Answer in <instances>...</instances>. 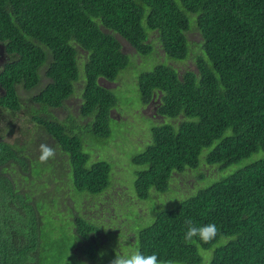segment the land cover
I'll return each instance as SVG.
<instances>
[{
    "label": "trees",
    "instance_id": "obj_1",
    "mask_svg": "<svg viewBox=\"0 0 264 264\" xmlns=\"http://www.w3.org/2000/svg\"><path fill=\"white\" fill-rule=\"evenodd\" d=\"M117 36L142 56L159 49L170 60L137 76L142 104L153 100L155 115L177 120L152 126L151 142L132 156L140 166L137 198L166 192L173 172L198 167L202 149L213 143L207 164L224 170L247 160L175 206L156 209L133 233L136 250L179 264H201V250L209 251L208 264H264V0H0V43L8 56L0 69V264H64L69 254L97 262L95 249L71 246L99 231L86 209L111 181L110 163L91 160L84 136L111 135L116 96L99 79L114 81L130 64ZM178 61L184 65L170 64ZM80 78L78 116L85 123L58 119L50 109H64ZM39 85L21 98L19 88ZM19 128L20 137H7ZM41 143L56 156L44 163L47 171H33ZM56 208L71 218L75 235L63 239L50 230ZM189 218L215 223L217 237L185 243Z\"/></svg>",
    "mask_w": 264,
    "mask_h": 264
},
{
    "label": "rangeland",
    "instance_id": "obj_2",
    "mask_svg": "<svg viewBox=\"0 0 264 264\" xmlns=\"http://www.w3.org/2000/svg\"><path fill=\"white\" fill-rule=\"evenodd\" d=\"M118 39L122 45L123 52L130 56V64L119 72L118 77L114 81L99 79V83L110 90L112 89L111 91L116 96V105L111 110L112 117L109 122L111 135L102 141H97L95 137H90L89 140L87 136H84V148L91 152V160H105L111 166L110 185L103 193L91 199L86 209L87 216H90L93 222L99 225L100 232L98 231L93 235L90 242L82 241L79 238L71 246L76 248L78 245L80 248H84L86 245L90 246L95 249L99 257L95 263L89 256L83 255L82 258H78L75 254H69L65 258L64 264H109L115 257L116 252L121 254L135 251L133 236L137 230L152 221L153 213L156 209L175 206L179 200L193 194L197 188L208 185L232 173L247 161L244 159L238 163L231 164L224 170L220 169L221 166L219 164H207L205 156L214 147L215 144L213 143L211 146L202 149L198 159V167L187 168L183 172H173L166 192L160 193L151 189L147 199L137 198L134 179L135 171L140 166L132 164V156L143 151L147 144L151 142L150 129L152 126L164 121H173L175 124L177 122V120H169L168 117L163 118L155 115L156 108L154 103L149 105L142 104L138 92L137 76L140 72L150 71L160 61V63L168 64L170 60L165 56L163 60L162 52L159 49H157L158 52H153L149 56H142L124 39L121 37H118ZM189 39L196 41L199 38L197 34L189 33ZM155 47L158 48L157 46ZM79 52L80 60L78 61L81 63L84 59V51L80 50ZM170 64L177 67L184 65L180 61L170 62ZM188 64L192 66L190 62ZM44 69V67L40 69L41 75H44ZM79 75L84 78L82 64H79ZM82 78L75 83L74 92L65 101L64 109H50L52 114L58 119L65 121L69 116H73L78 118L80 123H85V120L78 116ZM45 81V77H42L40 85ZM40 85L30 91L19 88L21 98L28 100L40 88ZM33 106L38 107L37 104ZM29 114L28 105L19 113V127L22 128L21 126H23V130L24 126H28ZM20 128L11 137L8 135L7 137L9 139L20 137L22 135ZM260 154L257 153L256 155ZM33 160V171L44 168L46 171L48 170L44 164L39 162L38 158ZM56 209L58 210L54 211L58 212V216L53 218V225L50 230L55 236L63 237V239L75 235L70 223L71 218L68 219L66 217L63 211L60 210L62 208ZM50 216L54 215L47 211L46 217ZM74 251V248L70 250V252ZM101 253L103 255H100ZM201 253L204 256L201 264H208L210 259L209 251L201 250Z\"/></svg>",
    "mask_w": 264,
    "mask_h": 264
},
{
    "label": "clouds",
    "instance_id": "obj_3",
    "mask_svg": "<svg viewBox=\"0 0 264 264\" xmlns=\"http://www.w3.org/2000/svg\"><path fill=\"white\" fill-rule=\"evenodd\" d=\"M55 156L56 149L54 147L47 143H41L39 145L38 160L41 164L47 163L50 159L55 158ZM185 225L184 242L196 244L197 246H199V242L204 244L211 243L217 237L219 231L215 223L209 222L197 225L191 218L185 220ZM100 255H103V253ZM109 264H172V262L160 259L155 252L145 254L137 249L130 253L117 254L116 252L115 257Z\"/></svg>",
    "mask_w": 264,
    "mask_h": 264
},
{
    "label": "flooded vegetation",
    "instance_id": "obj_4",
    "mask_svg": "<svg viewBox=\"0 0 264 264\" xmlns=\"http://www.w3.org/2000/svg\"><path fill=\"white\" fill-rule=\"evenodd\" d=\"M8 56L6 55V52L4 50V47L1 45L0 43V69L3 68V65L5 64V62L7 61ZM0 92L3 93V89L0 86ZM151 103H153V100L151 101Z\"/></svg>",
    "mask_w": 264,
    "mask_h": 264
}]
</instances>
